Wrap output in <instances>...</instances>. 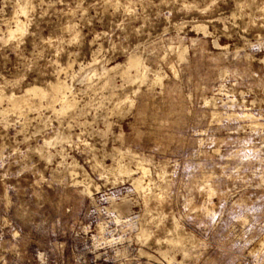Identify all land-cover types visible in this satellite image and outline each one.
<instances>
[{
    "label": "rangeland",
    "instance_id": "374dc122",
    "mask_svg": "<svg viewBox=\"0 0 264 264\" xmlns=\"http://www.w3.org/2000/svg\"><path fill=\"white\" fill-rule=\"evenodd\" d=\"M57 79L73 111L11 110ZM1 96L0 264H264V0H0Z\"/></svg>",
    "mask_w": 264,
    "mask_h": 264
},
{
    "label": "bare ground",
    "instance_id": "6f19581e",
    "mask_svg": "<svg viewBox=\"0 0 264 264\" xmlns=\"http://www.w3.org/2000/svg\"><path fill=\"white\" fill-rule=\"evenodd\" d=\"M20 9L22 13L24 14L27 13L28 3L20 7ZM14 25H15L14 27H9L8 29L10 38H14L18 35H22L25 32V24L19 17L15 19ZM8 32H7V35H8ZM216 45H218V43H216ZM99 65H101L100 62H98L95 59L91 63L80 68V71L78 72V74L76 73L77 75L75 74L72 77L74 78L79 77L81 78V80L91 81L92 78H94V76L98 75L99 73L98 71H100ZM122 65L123 64L121 65L117 64L109 68L108 66L104 64L100 67L102 69L101 70L102 72L99 74H103L105 76L104 83H103V86L105 88H110L112 90L113 88L116 87L113 81L115 77L113 78V76L111 75V72L116 70L117 68L118 69L121 68V70H119L120 71L119 73L123 81L132 82L133 80H136V79L144 80L145 76H147L144 73L145 68H144L143 62L136 55L130 56L127 62L125 63V65L123 66ZM133 71L135 72V75L134 74L132 75ZM157 78L156 80L158 81ZM72 88H73L72 85L60 79H57L56 82H51L47 88L35 85V86L27 88L24 91V93L20 96L13 94L8 98V101L10 102L9 104L11 106V110L21 115L23 114L26 115V113L28 112H40V110L43 108H46V109L50 108L56 114H66V113H69L70 111H73L76 107V101L74 97L70 98V95H72L73 93ZM111 92H114V90ZM2 97L3 96L0 97V100L2 99ZM57 106H59L60 108L57 109ZM7 111L9 110L1 109L0 114L4 115V113ZM47 120L48 118H42V122L38 124L35 128V133H41L44 131V129L47 126ZM65 138L66 137H63L58 134L49 140H45V144L52 145L55 140L61 141V140H64ZM51 156H53L52 153L47 155L46 157L50 158L51 160L52 159ZM138 165L140 166L139 169L142 174L140 177H133L132 170L120 164L118 166V171L120 174H127L131 176L133 178V183L135 184V186L138 189H140V188H143L142 182L147 172L143 164L139 163ZM125 208L128 209V203H125Z\"/></svg>",
    "mask_w": 264,
    "mask_h": 264
}]
</instances>
